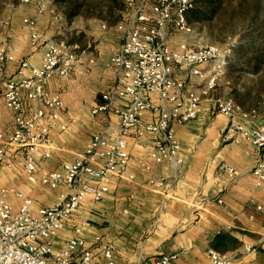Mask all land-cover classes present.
I'll return each mask as SVG.
<instances>
[{
	"label": "built area",
	"instance_id": "1",
	"mask_svg": "<svg viewBox=\"0 0 264 264\" xmlns=\"http://www.w3.org/2000/svg\"><path fill=\"white\" fill-rule=\"evenodd\" d=\"M123 2L127 16L118 25L122 43L107 63L115 80L92 110L93 117H104L106 124L92 135L84 152L62 170L45 171L37 162L38 157L41 162L51 157L52 132L66 109L63 98L49 87L54 79H66L75 65H83L86 52L64 39L48 40L41 65L32 66L35 51L44 40L38 16L47 10L45 3L36 7L35 16L23 20L32 48L27 57L18 60L9 43L0 45V96L12 111L14 123L11 132L1 130L0 112V170L22 169L33 188H65L54 205L43 207L15 188L0 190V264H93V247L102 252L101 264H116L115 243L96 237L90 246L82 237L85 223L75 229V237L62 250L55 247V236L89 198L102 202L110 193L113 178L136 179L129 170L131 143L147 150L140 164L143 172L152 171L156 165H169L178 177L185 166L177 127L203 113V105L217 92L228 62L215 46L184 41L173 47V31L193 32L187 17L197 0ZM9 62L18 63L12 77L5 75ZM89 62L95 63V58ZM199 78H204L201 84L192 82ZM214 103L228 120L223 141L253 147L257 159L252 175L256 187L264 190V103L251 109L230 97H215ZM147 115L152 116L150 121ZM60 129L65 131L67 126ZM219 171L233 181L242 176L226 162L219 165ZM150 185L163 189L165 179L151 180ZM249 205L264 216V206L257 199L251 198ZM226 228L232 229L233 224ZM256 250L245 246L247 253ZM178 257L163 255L156 264H175ZM210 258L214 264H235L232 257L215 250H210Z\"/></svg>",
	"mask_w": 264,
	"mask_h": 264
},
{
	"label": "crops",
	"instance_id": "2",
	"mask_svg": "<svg viewBox=\"0 0 264 264\" xmlns=\"http://www.w3.org/2000/svg\"><path fill=\"white\" fill-rule=\"evenodd\" d=\"M47 10L38 16L44 40L35 51L32 66L41 65L47 48L45 41L60 39L57 37L63 33L58 32L59 26L67 30L66 26L59 24L63 17ZM35 15L36 6L21 17L3 21L9 32L12 54L18 60L27 57L32 50L22 21ZM126 16L122 11L119 19L125 20ZM119 24L120 21L113 34L98 37L87 46L77 43L86 52L84 64L75 65L66 79L51 81L49 88L63 98L66 109L52 132L51 157L45 162L37 158L43 170L59 171L66 163L74 162L89 145L92 135L106 124L104 117L94 118L92 110L100 104L102 95L115 80L107 63L122 43ZM5 43L6 40L0 41V45ZM177 46L173 45L174 48ZM92 58H95L93 64L89 62ZM17 67V62H9L5 75L14 76ZM180 74L182 77L187 75L186 72ZM203 79H193L192 82L201 84ZM215 97L230 96L214 93L204 103L203 113L197 119L177 127L181 155L185 160L178 177L169 165H156L152 171L143 172L140 164L147 150L131 143L129 170L136 179L115 177L110 193L102 202L96 203L89 198L55 236L57 250H62L67 241L75 237V229L85 223L82 237L90 246H93L96 237L115 243L116 264H156L161 256L172 254L179 256L175 264H214L210 250L232 257L235 264H264V216L249 205L250 199L255 198L264 206V190L256 187L252 175L257 155L253 147L246 143L238 145L223 141L222 134L228 120L218 113ZM0 112L3 115L1 130L11 132L14 128L13 113L5 107L2 96ZM151 119V115L146 116L147 121ZM112 120L117 123L116 118ZM61 125H66L67 129L62 131ZM223 162L236 167L242 176L237 181L229 179L219 171ZM1 175L7 176L11 182H15L14 175L24 176L14 186L2 185L0 190L4 187L20 190L36 198L38 207L54 205L65 191L64 187L51 190L39 186L38 191L31 194L26 173L17 167L3 168ZM161 179H165L163 189L150 185L151 180ZM219 200L223 202L219 203ZM14 203L18 204L17 201ZM250 215H255V219L251 220ZM229 224H233L232 229L226 228ZM246 245L257 247V250L247 253ZM93 251V264H101L102 252L96 247Z\"/></svg>",
	"mask_w": 264,
	"mask_h": 264
},
{
	"label": "rangeland",
	"instance_id": "3",
	"mask_svg": "<svg viewBox=\"0 0 264 264\" xmlns=\"http://www.w3.org/2000/svg\"><path fill=\"white\" fill-rule=\"evenodd\" d=\"M42 3L48 6V10H53L55 15L63 17L59 24L66 26L67 30L59 26L61 30L58 29V32L62 31L63 34L57 38L73 45L81 43L87 46L98 37L113 34L117 22H123L119 19L120 13L123 11L127 14L123 0H68L66 3L64 0H30L29 3H23V0H0V41L10 43L9 32L3 21H11L15 16L21 17ZM68 7L79 11L70 21L66 17ZM196 11L197 17L191 24L193 32L186 35L173 31L171 43L177 46L180 42L189 41L198 46L217 47L222 58L228 62L217 95L230 96L246 109L262 105L264 0H197ZM5 29L6 32L3 31ZM255 69L257 72H254ZM23 177L14 175L15 182H11L7 176L1 175L0 187L14 186ZM29 187L31 194L38 191L31 185Z\"/></svg>",
	"mask_w": 264,
	"mask_h": 264
},
{
	"label": "trees",
	"instance_id": "4",
	"mask_svg": "<svg viewBox=\"0 0 264 264\" xmlns=\"http://www.w3.org/2000/svg\"><path fill=\"white\" fill-rule=\"evenodd\" d=\"M64 2L66 3V2H68V0H64ZM195 12H197V11H196V8L193 9V10H192L191 12H189V14H188L187 19H188V22H189L190 24H192V21L194 20V18L197 17V15L195 14ZM78 14H79V11H76V10H74V9L71 8V7H68L67 10H66V15H67L66 17L68 18L69 21L72 20L74 17H76ZM256 52H258V49H256ZM254 72H257V69H255Z\"/></svg>",
	"mask_w": 264,
	"mask_h": 264
}]
</instances>
